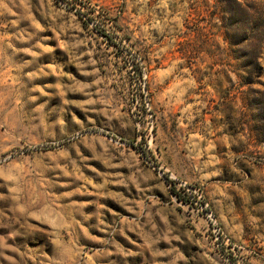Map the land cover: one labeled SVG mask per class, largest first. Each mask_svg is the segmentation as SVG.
Returning <instances> with one entry per match:
<instances>
[{
    "label": "rangeland",
    "instance_id": "374dc122",
    "mask_svg": "<svg viewBox=\"0 0 264 264\" xmlns=\"http://www.w3.org/2000/svg\"><path fill=\"white\" fill-rule=\"evenodd\" d=\"M0 264H264V0H0Z\"/></svg>",
    "mask_w": 264,
    "mask_h": 264
},
{
    "label": "trees",
    "instance_id": "16d2710c",
    "mask_svg": "<svg viewBox=\"0 0 264 264\" xmlns=\"http://www.w3.org/2000/svg\"><path fill=\"white\" fill-rule=\"evenodd\" d=\"M226 12V11H225ZM226 15H228V12H226ZM223 25H224V29L226 31V35L229 36V34L231 33V29L230 27H228L227 25L225 26V21H223ZM178 194V193H177ZM179 195V194H178Z\"/></svg>",
    "mask_w": 264,
    "mask_h": 264
}]
</instances>
